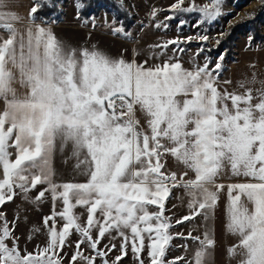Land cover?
Wrapping results in <instances>:
<instances>
[{
  "label": "snow or ice",
  "instance_id": "obj_1",
  "mask_svg": "<svg viewBox=\"0 0 264 264\" xmlns=\"http://www.w3.org/2000/svg\"><path fill=\"white\" fill-rule=\"evenodd\" d=\"M224 3L209 0L201 6L189 0L184 6L185 0H176L165 20L196 13L195 27L211 25L224 14ZM45 4L54 6L52 0H35L26 26L17 27L24 18L6 11L11 0H0V101L4 105L0 207L18 193L27 198L43 186L36 201L47 193L54 208L43 221L46 244L33 252L21 250L6 214L0 212V264H62L60 252L73 231L80 238L72 264L78 258L85 264L104 258L107 252L98 245L112 233L122 238L121 255L113 264L127 255L129 245L139 264H144L140 253L146 240L150 264H178L185 257L166 258L174 237L169 231L171 218L165 215V202L177 188L187 198L188 214L175 223L200 217L204 228L202 237L192 235L197 226L185 238L197 245L186 264H211L215 247L211 222L225 190V231L238 240L228 248L229 258L239 257L237 264H264V88L254 96L243 82L239 83L245 89L242 93L222 87L232 83L221 75L225 53L215 58L214 65L209 56L202 65L196 60L211 51L206 44L191 58V68L183 66L179 53L185 48L180 45L208 42L206 28L195 36L150 46L152 53L138 63L123 55L112 57L96 45L79 49L65 45L50 27L42 26L47 23L44 18L37 22L35 14ZM83 7L77 0V19ZM156 15L154 9L151 16ZM91 21L95 28L94 16ZM117 23L114 19L105 26L113 35L130 38L123 22L118 27ZM186 23L181 16L177 32ZM155 27L169 25L161 22ZM170 45L176 46L171 55ZM152 60L158 62L149 63ZM69 143L83 182L56 181L54 152L58 145L63 151ZM169 157L177 170L167 166ZM224 178L239 180L225 184L220 182ZM57 201L62 204L60 211L55 210ZM77 207L87 213L85 223L75 214ZM58 222H63L61 229L56 227ZM81 245L94 255L85 256ZM183 247L187 252L188 245ZM103 264L109 262L104 259Z\"/></svg>",
  "mask_w": 264,
  "mask_h": 264
},
{
  "label": "rangeland",
  "instance_id": "obj_2",
  "mask_svg": "<svg viewBox=\"0 0 264 264\" xmlns=\"http://www.w3.org/2000/svg\"><path fill=\"white\" fill-rule=\"evenodd\" d=\"M20 2L28 7V14L30 9L34 6L35 0H11V2ZM91 0H82L84 7L79 10L80 19H77L78 9H77V0H54L56 5V10L58 11L59 20L54 21L53 16L49 18V24H65V25H81L92 30L100 31L106 34H111V30L105 26V23L111 24L115 19L118 23L116 26H120V21H118L115 16L107 13L104 9L98 10L95 17L96 27H92L91 16L88 18V23L85 25L83 21L85 18L80 14L82 11L85 12L92 10L93 13L102 6L107 4L104 3V0H101L96 6L95 4H90ZM107 2H112L114 5V10L122 14L124 18L123 21L126 22L125 25H128L129 28L126 30L131 33V37H125L122 34L116 36L125 37L131 40L132 47L128 52L126 48V54L124 58L131 61L133 58L136 59L138 63L143 62L153 51L150 46L159 44L172 39H183L187 36H195L197 33L202 32L203 29H207V34L209 35V41H197L193 40L192 42H184L181 44V47L185 48L184 53H179V59L185 68H191V58L195 56L197 50L202 44H206V48H210L211 51L203 52L196 57V60L202 65L204 63V57L209 56L213 60V65L215 63V58L219 55L210 54L213 49L217 48L216 40H223L227 34L230 32L231 28L239 23L245 22L259 11L263 6L262 0H225V3L222 6L223 15L218 18L217 21H214L211 25L201 24L199 27L194 25L198 24V15L193 14H180L173 20H165V17L169 16L171 13L168 11L170 6L176 2V0H105ZM88 3V8L86 5ZM196 4L203 6L208 3L209 0H195ZM86 3V4H85ZM189 0H185V5L188 6ZM157 10V15L153 19L151 13L153 10ZM92 12V11H90ZM183 17L187 20V23L177 32V25L179 23L180 17ZM28 20V17H27ZM54 21V22H53ZM167 23L169 27L167 29L160 28L157 29L155 25L157 23ZM261 34L264 35V22L260 24ZM226 33V35L221 36V32ZM250 33L243 32L237 35L236 40L233 44V55L225 56L224 71L222 72V79H264V39L262 43H251L249 40ZM176 47L175 45H170L168 54L171 55V49ZM113 45L106 46L102 42L98 44V49L104 51L112 57H119ZM158 51V50H156ZM139 53V55H137ZM209 53V54H208ZM158 61L152 60L149 63H155ZM212 65H210L211 67ZM249 69V72L247 71ZM67 150V149H65ZM60 153L59 145L57 146L56 151L53 155V167L56 172V181L57 182H68V181H78L83 182L84 177L77 174L75 170V158L72 157V148H68L69 155L66 154V151ZM71 158L69 164H65V159ZM43 190V186H37L36 189L30 191L27 194V198L23 194H17L11 202H7L0 207V212L6 214V219L9 222V227L13 230L14 237H18V244L21 250L27 249L28 252H33L36 247L39 245L41 247L45 246L48 239V232L43 223L44 218L52 215L54 210L53 201L49 194L46 193L45 197L36 201V197L39 191ZM171 195L165 202V209L169 202ZM152 211H156L155 206H150ZM55 210H62V204L57 201L55 205ZM75 214L81 216V223L86 222L87 213L82 207H77L74 209ZM59 220V218L57 217ZM172 222V221H171ZM14 226V227H13ZM178 226V225H177ZM56 227L61 229L63 227V222H58ZM35 229V230H34ZM169 231L173 235V239L170 241L168 251L166 254L167 260H173L175 257H185L184 260H180L178 264H186V261L192 260L195 247L197 245L189 239L187 230L185 231V236H178L177 233H180L179 228L172 226ZM95 235V233H93ZM193 236H199L194 235ZM115 237V238H112ZM79 234L73 233L66 240L65 246L60 252L61 257L63 258L62 264H72L71 257L77 251L76 243L79 240ZM11 246V240L8 241ZM147 243L145 241L146 247L145 250L140 253V259H143L144 264H150V260L147 255ZM115 245V248H112V245ZM121 244L122 238L112 233L111 236L106 235L100 241L98 245L99 250L107 252V255L104 258H97L94 261V264H103V260L106 259L109 264H113L116 261V257L121 255ZM188 245L187 252L183 245ZM107 246V248L105 247ZM108 249H111L110 251ZM81 251L85 256H92L94 253L90 248L81 245ZM74 264H85L84 261L79 258ZM118 264H139L136 256L132 253L130 245L127 248V255H124Z\"/></svg>",
  "mask_w": 264,
  "mask_h": 264
},
{
  "label": "crops",
  "instance_id": "obj_3",
  "mask_svg": "<svg viewBox=\"0 0 264 264\" xmlns=\"http://www.w3.org/2000/svg\"><path fill=\"white\" fill-rule=\"evenodd\" d=\"M6 11H11L16 13L17 15L24 18L22 24H17V27H23L27 24V17H28V7L20 2H11L10 8L6 9ZM42 26L50 27L52 32L55 34V36L63 41L65 45L75 47L77 49L82 47H88L91 48L92 45H96L98 47V44L102 42L106 46L113 45L115 47L117 54L119 57L121 55L126 54V48H128V52L130 48L132 47V41L121 36L106 34L100 31L92 30L90 28H86L81 25H65V24H43ZM249 72V69L247 70ZM224 80H230L232 83L230 85H222V87L227 88L228 91H237V92H243L245 89L239 87V83L243 82L245 85V88H251L253 89V95L255 96L257 94V90L264 88V79H255V83H253V79H224ZM19 91H23V89H20L19 85H16ZM4 107L3 102L0 101V110H2ZM141 123H144V120L141 119ZM60 148V147H59ZM68 148H72L71 144H67L64 146L63 151L65 149L66 154L68 153ZM62 151H60L61 153ZM72 154V153H71ZM70 156V155H69ZM168 160V167L172 170H177V165L175 164L174 160L172 158H167ZM71 162V158L65 159V164H69ZM76 163V160L73 162ZM0 178H2V174H0ZM239 178H232L231 181H229L227 178L222 179L220 182L222 183H229V182H238ZM227 203V195L226 190L224 193L221 194L219 205L217 208V211L215 213V219L211 222V226L213 228V234L215 239V247L212 250V256H211V264H237L239 257H236L234 259H230L228 256V248L232 247L236 243H238V240L235 236L227 233L225 231V206ZM188 214V208H187V198L184 197L183 189L177 188L173 189L171 193V197L169 199V202L166 206L165 215L171 218L172 226L176 225V228H179L180 233L186 234L189 233L193 227H198L197 231H193L192 235H199L202 237L204 228H203V222L200 217H197L195 220L192 221H185L182 224H176V220L182 218L183 216ZM178 225V226H177ZM187 232L185 233V231ZM196 248V247H195Z\"/></svg>",
  "mask_w": 264,
  "mask_h": 264
},
{
  "label": "trees",
  "instance_id": "obj_4",
  "mask_svg": "<svg viewBox=\"0 0 264 264\" xmlns=\"http://www.w3.org/2000/svg\"><path fill=\"white\" fill-rule=\"evenodd\" d=\"M99 2H101V0H91L90 4H95L97 6ZM104 3L107 5L102 6L100 8L98 6L97 10H95L94 13H93L94 8L91 7L92 10L90 9V11L92 12L87 10L85 14H83L82 11L80 12V14L86 19V18H90L93 15H97L99 12L98 10L104 9L107 13H110L111 15L115 16V18L118 21L120 22L122 21L123 26L125 27V30H128L129 26L125 25L126 22L123 21L122 18L124 17L122 16V14L114 10L113 3L107 2L105 0H104ZM52 4L54 6H51V7L48 4H45L41 9L37 11V13L35 14L36 17L38 18L37 22H40L39 18H44V20L47 21L46 24H49L50 23L49 18L51 16H53L52 18L54 21L59 20L58 13H57L58 11L56 10V5H55L54 0H52ZM87 6H88V3L85 6L86 9L88 8ZM262 22H264V5L259 9V11L255 14L254 17H252L251 19L245 22H242V23H239L233 26L230 32L227 34V36L223 40H220V44L217 45V48L213 49L212 53L210 54L219 55L220 53L224 52L225 56H232L234 53L233 52L234 41L236 40L237 35L243 32L250 33L252 37L251 43H262L264 39V35L261 34V26H260Z\"/></svg>",
  "mask_w": 264,
  "mask_h": 264
}]
</instances>
